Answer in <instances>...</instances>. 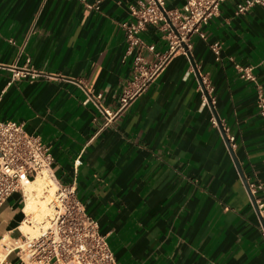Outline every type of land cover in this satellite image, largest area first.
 <instances>
[{"label": "crops", "instance_id": "0c3cea01", "mask_svg": "<svg viewBox=\"0 0 264 264\" xmlns=\"http://www.w3.org/2000/svg\"><path fill=\"white\" fill-rule=\"evenodd\" d=\"M95 1L0 0V121L20 123L48 147L54 177L73 183L117 264H264L243 183L264 198V118L255 84L235 67H251L264 95V7L237 14L241 0L222 2L189 55H175L119 109L132 67L120 23L132 21L137 0L84 5ZM183 3L164 0L169 10ZM140 38L165 50L154 26ZM25 67L41 76L12 79ZM86 92L101 95V109ZM212 116L234 136L231 153ZM23 209L17 193L0 207V264H22L4 246L28 227Z\"/></svg>", "mask_w": 264, "mask_h": 264}, {"label": "built area", "instance_id": "2783aa9c", "mask_svg": "<svg viewBox=\"0 0 264 264\" xmlns=\"http://www.w3.org/2000/svg\"><path fill=\"white\" fill-rule=\"evenodd\" d=\"M100 1L84 5L87 9L97 10ZM224 1L184 0L181 8L169 10L165 8L164 0H137L135 6L130 7L132 21L120 23V28L126 43L125 54L132 55L131 77L119 97V109L128 106L141 94L175 55H189L192 38H205L203 27L218 15L219 5ZM256 5L264 7V0H241L235 11L244 13ZM148 26H154L163 33V52H155L154 45L141 40L140 34ZM209 49L215 60H219L221 43L212 42ZM235 67L240 79L255 84L258 114L264 118V95L262 87L255 82L252 68ZM38 76L41 73L27 67L12 69V79L33 80ZM202 87L203 99L210 104L211 89L204 84ZM100 99V94L86 92L84 101H91L100 108ZM105 115L110 117L107 112ZM211 125L220 129L227 149H233L234 136L227 133L216 117L212 116ZM52 163L48 147L37 136L27 134L20 123L0 121V207L17 193L24 208L25 187L41 180L43 188L38 199L46 201L50 209V215H45L39 222L28 219L24 214V224L37 226V235L19 231L20 238L4 246L5 251L15 252L22 264H117L105 236L99 232L98 223L86 214L77 199L73 183L64 185L58 182ZM246 187L253 199L251 205L257 213L259 234L264 241V198L256 197L260 187L254 182L247 183ZM44 225L47 229L43 230Z\"/></svg>", "mask_w": 264, "mask_h": 264}, {"label": "bare ground", "instance_id": "6f19581e", "mask_svg": "<svg viewBox=\"0 0 264 264\" xmlns=\"http://www.w3.org/2000/svg\"><path fill=\"white\" fill-rule=\"evenodd\" d=\"M40 181V180H39ZM36 183V182H35ZM30 185H31V187H32V183H29L26 187H25V193H26V190H27V188L30 190ZM35 188V187H34ZM43 188V182L41 181V182H39V184L37 185V183H36V188L34 189V190H31V191H29L30 193H32V192H35L34 194H30L29 192L28 193H26L25 194V197H26V200H25V205H24V209H23V211H24V213L27 215V216H29L31 213H36L37 211V208H38V204L40 203V205H39V207H40V209H38V212H37V214H38V216H40L39 214L41 213V214H44V212H46L45 210L47 209V213H46V215H48L50 212V209L47 207V203L46 204H44V202H46V201H40L39 200V203L37 202V199H38V196L40 195V192H41V189ZM33 189V188H32ZM50 193H51V191H49ZM47 207V208H46ZM36 214V215H37ZM50 215V214H49ZM32 217V215L30 216V218ZM36 217V216H35ZM40 217H42V216H40ZM29 219V218H28ZM30 220H32V219H30ZM36 220V219H35ZM25 227H27V226H25ZM22 228V227H21ZM28 228V227H27ZM44 229H47V225H46V227L44 226ZM43 229V230H44ZM25 230V229H24ZM25 234H28V233H26L25 232Z\"/></svg>", "mask_w": 264, "mask_h": 264}, {"label": "rangeland", "instance_id": "374dc122", "mask_svg": "<svg viewBox=\"0 0 264 264\" xmlns=\"http://www.w3.org/2000/svg\"><path fill=\"white\" fill-rule=\"evenodd\" d=\"M36 183H37V185L39 184V182H41V180L39 181V180H36L35 181ZM35 182H33L32 183V187H31V185H30V190L27 188V190H26V193H28L29 191H31V190H34L35 188H36V183ZM35 187V188H34ZM33 188V189H32ZM36 192V191H35ZM35 192H32V193H30V194H34ZM25 193V194H26ZM38 198H39V196H38ZM39 200L40 199H37V202L39 203ZM41 201V200H40ZM44 204H46V202H44ZM39 205H40V203L38 204V208H37V212H38V209H40V207H39ZM48 207V206H47ZM46 207V208H47ZM46 212H44V214H39L40 216H42V217H40V216H38V214H37V212L34 214V213H31L29 216H27L29 219H32V221H34L35 219V221L36 222H39L45 215H46V213H47V209L45 210ZM50 212V211H49ZM37 214V215H36ZM50 214V213H49ZM48 214V215H49ZM32 215V217L30 218V216ZM36 216V217H35ZM45 227H46V225H44ZM25 229V230H24ZM43 229H44V227H43ZM37 231H38V228H37V226H32V227H30V226H28V228L27 227H25V226H23V228H22V232H23V234H25V232L26 233H28L29 235H31V236H33V235H37Z\"/></svg>", "mask_w": 264, "mask_h": 264}, {"label": "water", "instance_id": "95a60500", "mask_svg": "<svg viewBox=\"0 0 264 264\" xmlns=\"http://www.w3.org/2000/svg\"><path fill=\"white\" fill-rule=\"evenodd\" d=\"M228 151L231 153V149H230V148H228ZM243 183H244V185H245V188H247V187H246V186H247V183L245 182V180H243ZM249 198H250L251 203H253V199H252V197L249 196Z\"/></svg>", "mask_w": 264, "mask_h": 264}]
</instances>
